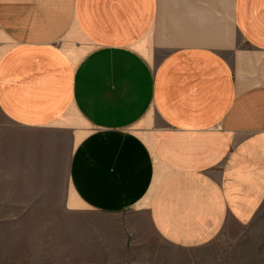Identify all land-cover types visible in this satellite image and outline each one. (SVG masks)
Wrapping results in <instances>:
<instances>
[{
	"label": "crops",
	"instance_id": "1",
	"mask_svg": "<svg viewBox=\"0 0 264 264\" xmlns=\"http://www.w3.org/2000/svg\"><path fill=\"white\" fill-rule=\"evenodd\" d=\"M2 118L0 264H197L264 205V0H0Z\"/></svg>",
	"mask_w": 264,
	"mask_h": 264
},
{
	"label": "rangeland",
	"instance_id": "2",
	"mask_svg": "<svg viewBox=\"0 0 264 264\" xmlns=\"http://www.w3.org/2000/svg\"><path fill=\"white\" fill-rule=\"evenodd\" d=\"M1 123L0 129L7 132L8 147L13 148V152L15 151L17 142L21 145L23 141L24 145L27 144L26 147L31 146L30 142L32 139L30 137H16L17 133H19V136L25 135V129L10 124L3 118L1 119ZM40 141L41 161H47L48 157L54 156L55 160L58 161L61 166L66 163L71 139L64 137L54 138V149H52L51 140L50 145L48 144L49 141L47 138L40 137ZM53 151H56L55 155ZM8 156L9 159L14 160V153H8ZM26 158H28V156H24L23 160ZM18 220H23L24 224L31 225L32 219ZM10 223L15 224V220H9V224ZM168 253L171 257L173 251L169 249ZM196 255L198 259L197 264H264V205L248 226L241 227L232 234H225L224 237L213 246L199 249ZM181 258L183 261L189 259L186 254L181 255ZM194 264H196V261Z\"/></svg>",
	"mask_w": 264,
	"mask_h": 264
}]
</instances>
